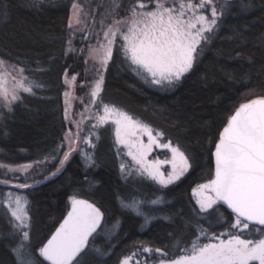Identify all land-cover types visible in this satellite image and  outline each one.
I'll return each mask as SVG.
<instances>
[{"label": "trees", "instance_id": "16d2710c", "mask_svg": "<svg viewBox=\"0 0 264 264\" xmlns=\"http://www.w3.org/2000/svg\"><path fill=\"white\" fill-rule=\"evenodd\" d=\"M103 1L0 0V60L9 68L24 69L23 79L32 88L30 93L19 89L15 102H0V163L33 165L27 172L0 176L22 184L36 182L21 188L28 202L27 241L0 207V264H20L15 251L22 242L27 247L19 249L31 254L32 264H50L39 248L74 196L89 198L103 211L82 264H119L123 256L144 248L175 257L198 235L264 239V225L250 222L241 235L230 227L235 214L228 207L217 201L202 211L191 192L195 184L210 181L212 149L233 109L246 99L264 96V0H214L216 25L196 46L189 71L164 88L143 81L119 43L110 51L102 70L101 100L124 108L182 150L189 167L178 179L159 185L140 175L123 177L107 126L99 129L89 163L85 155L74 153L58 173L47 176L63 150V76L75 74L76 82L89 81L85 46L104 18ZM142 1L120 0L116 14ZM73 2L81 4L86 18L70 27ZM9 186L0 184V191ZM131 187L136 193L128 196ZM133 198L142 204L123 206Z\"/></svg>", "mask_w": 264, "mask_h": 264}, {"label": "snow or ice", "instance_id": "6c2138e0", "mask_svg": "<svg viewBox=\"0 0 264 264\" xmlns=\"http://www.w3.org/2000/svg\"><path fill=\"white\" fill-rule=\"evenodd\" d=\"M212 3L213 0H200L196 7L205 8ZM139 6L144 7V4ZM74 7L77 6L74 5ZM192 7L190 2L187 5L181 3V11L173 15V9H166L160 3L157 8L162 10L147 13L144 29L138 35L133 29L129 30L132 33L131 38L129 35H124V39L129 41L125 54L138 69H143L149 73L156 84H160L162 80H179L184 73L189 71L194 60V53L197 51L196 45L200 43L201 39H207L204 33L211 32L217 23V9L212 7L211 19L204 15L196 18L201 27L193 34L191 29L195 28L196 25L192 23L185 25L181 19L184 10ZM78 15L79 11H77ZM115 23L119 25L120 22ZM69 26L71 27V23ZM118 31L119 27L112 31V35L115 36ZM108 35L109 33L106 32L105 36ZM4 64L5 62L0 60V67H3ZM19 71L22 74L24 69H19ZM13 80L15 81L16 78L13 77ZM102 80L101 76V79L95 83L94 90L89 94L92 103H97L95 98L100 92ZM17 87L24 92H32V88L26 86V78L18 81ZM0 96L9 104L20 99L15 88L9 99V91L3 72H0ZM103 107L105 113H115L121 118L115 121L117 125H121L122 121H126L128 124L136 123L131 117L117 109L109 108L107 105ZM67 111L66 109V119L68 118ZM108 119H110L109 116H101L99 123H106ZM144 130L148 131L150 143L155 142L151 132L146 127ZM116 135L119 143H125L121 137L120 127L117 128ZM76 139H81L79 132L76 134ZM65 140L70 141V148L69 152L64 155L61 165L79 147L76 145V140L68 136L65 137ZM84 142L91 144V140L88 139H84ZM60 147L62 148L63 145ZM164 147L171 148L174 161L178 158L179 172L164 179L162 174L158 172L148 169L145 171L159 183L167 185L187 171L189 165L184 153L178 147H172L170 144H165ZM88 159L91 160V157L88 156ZM215 159V178L209 184L202 186V188L214 193V197H209L207 201H200L201 210H207L217 201H223L235 213V222L230 227L237 229L241 235L249 229L250 222L264 225V98L254 99L243 104L235 112L223 129V134L216 146ZM39 163L37 162V164ZM31 167L33 165L10 168L0 164V168L6 170L5 173L0 174L27 172ZM173 167L176 168L177 164L174 163ZM59 171L58 168L57 172ZM0 183L9 184L11 181L4 179L0 180ZM15 186L19 188L31 187L28 184ZM6 199L8 208L5 209V213L9 215L15 230L22 233V241H27L29 233L24 230L28 227L29 219L27 199L21 195H16L13 199L11 194ZM157 202L151 201L153 204ZM139 203L133 201V203H126L123 206L135 208ZM0 207H4V201H0ZM100 219L99 209L86 201L73 198L72 210L51 239L39 249L40 256L49 261L50 264H82L81 258L86 254L88 238L96 231ZM20 247L26 248L27 246L22 242ZM176 247L178 252L181 251L179 243ZM142 251H154L161 254L162 258L158 264H249L250 261H258L259 264H264V239L252 241L241 239L240 235H230L227 240L218 239L217 243L203 245L199 243V237H197L191 242L190 247L182 249L184 254L178 258H174L173 255L158 248H144ZM137 255L138 253H133L132 257L125 258L121 264H129V261ZM19 260L20 264H32L30 253H20ZM133 264H138V261L133 260Z\"/></svg>", "mask_w": 264, "mask_h": 264}, {"label": "rangeland", "instance_id": "374dc122", "mask_svg": "<svg viewBox=\"0 0 264 264\" xmlns=\"http://www.w3.org/2000/svg\"><path fill=\"white\" fill-rule=\"evenodd\" d=\"M119 1L120 0L103 1L104 18L99 19L97 24L98 27L95 29L93 39L86 43L85 55L91 67V77L89 81L78 83L75 80L76 79L75 74H70V75L65 74L63 76V81H64L63 113L66 122V128L62 136L63 150L61 152L58 163L54 170H57L58 168L60 169L63 166L61 165V161L64 159V155L69 152L70 141L65 140L66 136L70 137L73 140H76V145L79 146L75 152H72L69 155V157L74 153H78L81 157L85 155L87 157L86 162L89 163L91 160L88 159V156L92 158V150L99 136V129L102 128L103 126H107L108 132L110 133V136L112 138V143L116 154V163L118 165V170L121 173V175L125 178L129 176L136 177L140 175V176H144L145 178L159 185H164L159 183L158 180L150 177L145 171V169L162 174L164 179H167L168 176L174 173H178L179 172L178 158L176 161H174L171 148H165L164 145L170 144L172 147H178V146L173 142H170L169 140L163 139L159 131L155 130L145 121L133 116L124 108L114 103L102 101L100 98V92L95 98L97 103L90 102L89 94L94 90L95 83L101 79L102 70L105 61L107 60L113 45L116 42L119 43L125 54V50L129 46V41L124 39V35H129L131 38L132 33L129 31L130 29H133L134 32L138 35L144 29V25L147 20V13L162 10L157 8L158 4L162 3L164 5V8L173 9L174 10L173 15H176L178 12L181 11L180 9L181 3L187 5L190 2L193 5V7L186 8L184 10V15L181 17V19L185 23V25H187L188 23H192L196 25L195 28L191 29L192 33L195 34L201 27V25L197 22L196 18L200 15H204L207 16L209 19H211V8L215 7L214 0L212 4L207 5L205 8L196 7V5L200 3V0H145L142 2H137L135 5H132L126 13L122 15H117L116 8L118 7ZM140 4H144V7H140L139 6ZM74 5H76L77 7H74ZM77 11H79L78 16H77ZM85 18H86L85 12L82 11L81 4L77 2H73L70 6L68 23L69 24L71 23V26H75V25L80 26L84 22ZM117 21L120 22L119 25L115 23ZM117 27H119V31L116 33L115 36H113L112 31H114ZM106 32L109 33L107 37L105 36ZM109 41H112V43H109ZM125 56L127 57L130 66L134 69V71L140 76V78L143 81L155 85L159 88H164L168 85V83L171 82L168 80H162L160 84L154 83L153 77L149 73H147L143 69H138L136 65L132 64L130 58L126 54ZM0 72H3L4 77L6 78V87L8 88L9 99H10L14 88L16 89L17 93L19 92V88L17 87V82L20 80H24L23 76L20 73L19 69L9 68L5 64L3 67H0ZM13 77L16 78L15 81L13 80ZM78 86H85L83 87V90H81L80 93L76 92ZM2 101L4 103H8V101H5L3 97L0 96V102ZM104 105H107L109 106V108L117 109L120 112L125 113L127 116L131 117L132 120L136 123L128 124L126 121H122L121 125H117L115 121L121 118L115 113H105L103 107ZM66 109L68 110L67 119L65 112ZM101 116H109L110 119H108V122L106 123H99V117ZM98 123L99 126L97 127ZM118 127H120L121 129V137L125 141V143L123 144L119 143L117 139L116 132ZM145 127L151 132V136L155 139V142L150 143L148 131L144 130ZM78 132L81 139H76V134ZM84 139L91 140V144L85 143ZM179 150L182 152L180 148ZM83 158L85 159V157ZM66 161H64V163ZM174 163L177 164L176 168L173 167ZM2 165H6L10 168L19 167V165H11V164H2ZM2 171L3 173H5L6 170L2 169ZM4 179L6 178L0 176V180H4ZM11 182H16V181H11ZM206 184H209V181L197 183L191 188L192 195L200 207H201L200 201L202 200L207 201L209 197H214L211 191L202 188V186ZM10 186H12L13 188ZM10 186L0 191V201H4L5 208H8L6 198L9 194H11L13 199L15 198L16 195H21L25 197L21 188L15 187L13 185ZM135 190H136L135 187H131L130 191H128L126 195L128 196L134 195V193H136ZM133 201H136L135 198H133L132 201H129L127 204H131ZM146 203L147 202H145L144 204ZM139 204L142 203L140 202ZM11 225L14 227L12 223ZM24 230L27 231V228ZM15 232L17 231L15 230ZM20 235L22 236V233H20ZM203 236L204 235L197 236L199 237V243L201 245L208 243H217L218 239L224 240L221 237V235H211L201 239ZM197 237L193 239V241L196 240ZM20 245L21 243L18 244L19 248H21ZM190 246L191 243L187 247ZM19 248L15 251L18 255L24 252L22 250L20 251ZM133 253H138V255L133 257L132 260L129 261V264H133V260L138 261V264H158V261L161 259V257H158V255H153L152 252L132 251L129 254L123 256L119 264H121V262L125 258L132 257ZM183 254L184 253L182 252L181 254L175 256L174 258H178L180 255ZM251 262L252 261H250L249 264ZM257 264H259L258 261Z\"/></svg>", "mask_w": 264, "mask_h": 264}, {"label": "water", "instance_id": "95a60500", "mask_svg": "<svg viewBox=\"0 0 264 264\" xmlns=\"http://www.w3.org/2000/svg\"><path fill=\"white\" fill-rule=\"evenodd\" d=\"M258 98H264V96H254V97H251V98L246 99V100L242 101L241 103H239V104L233 109V111H232L231 114L229 115V118H228L227 122L223 125L222 129L220 130L219 135H218V138L216 139V141H215V143H214V146H213V149H212L213 174H212V176H211V178H210V181H211L212 179L215 178V168H216L215 150H216V146H217V144H218V142H219V139H220V137H221L222 134H223V129L227 126V124L229 123L231 117L235 114V112H236V111H237V110H238L243 104L249 103V102H251L252 100H254V99H258ZM60 169H61V168H60ZM53 173L56 174V173H58V172H57V170H53V171H51L47 176H51ZM210 181H209V183H210ZM35 183H36V182H35ZM35 183L30 182V183H24V184L33 185V184H35ZM0 184H2V183H0ZM19 184H22V183L11 182V183H9V184H4V185H13V186H15V185H19ZM15 187H16V186H15ZM211 193H212V192H211ZM212 194H213V196H214V193H212ZM73 198L78 199V200L86 201L88 204H91V205H93L95 208L99 209V211H100V213H101V219H100V223H99V225L97 226L96 230H97V229L99 228V226L101 225L102 220H103V211H102V209H101V208H100L95 202H93L92 200H90L89 198H86V197H83V196H74V197H72V198L69 199L68 206H67V209H66L65 213L63 214V216L61 217V219L57 222V224L55 225V227L53 228V230L50 232V234L47 236V238L43 241V243L41 244L40 248L43 247V245L46 244L47 241H48L49 239H51V237L55 234V232H56V230L59 228V226H60V225L64 222V220L67 218L68 213L72 210V199H73ZM219 202L222 203L223 205H225L226 207H228L227 204H225L223 201H219ZM228 208H229V207H228ZM229 209L232 211L231 208H229ZM232 212H233V211H232ZM233 213H234V212H233ZM234 214H235V213H234ZM251 223H254V222H251ZM92 234H93V233H92ZM90 237H91V236H90ZM90 237L88 238V241H89ZM40 248H39V249H40ZM48 262H49V261H48Z\"/></svg>", "mask_w": 264, "mask_h": 264}]
</instances>
